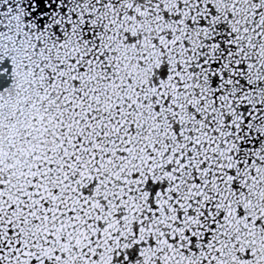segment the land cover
I'll list each match as a JSON object with an SVG mask.
<instances>
[{
  "label": "snow or ice",
  "instance_id": "6c2138e0",
  "mask_svg": "<svg viewBox=\"0 0 264 264\" xmlns=\"http://www.w3.org/2000/svg\"><path fill=\"white\" fill-rule=\"evenodd\" d=\"M0 264H264V0H0Z\"/></svg>",
  "mask_w": 264,
  "mask_h": 264
}]
</instances>
